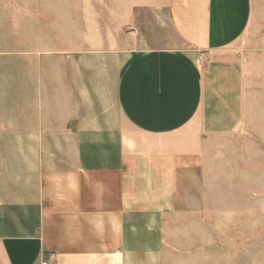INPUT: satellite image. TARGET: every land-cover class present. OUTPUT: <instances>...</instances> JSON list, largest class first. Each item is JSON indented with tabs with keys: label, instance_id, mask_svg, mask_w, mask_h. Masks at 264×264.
Wrapping results in <instances>:
<instances>
[{
	"label": "crops",
	"instance_id": "1",
	"mask_svg": "<svg viewBox=\"0 0 264 264\" xmlns=\"http://www.w3.org/2000/svg\"><path fill=\"white\" fill-rule=\"evenodd\" d=\"M39 1L31 89L0 78V264H141L212 138L261 115L264 8ZM24 2L0 0L4 36Z\"/></svg>",
	"mask_w": 264,
	"mask_h": 264
},
{
	"label": "rangeland",
	"instance_id": "2",
	"mask_svg": "<svg viewBox=\"0 0 264 264\" xmlns=\"http://www.w3.org/2000/svg\"><path fill=\"white\" fill-rule=\"evenodd\" d=\"M41 4L25 0L21 34L0 27V48L13 49L0 52V78L16 90L31 89L23 78L39 72ZM258 114L238 133L212 138L206 166L183 177L166 214L164 250L141 264H264V107Z\"/></svg>",
	"mask_w": 264,
	"mask_h": 264
},
{
	"label": "built area",
	"instance_id": "3",
	"mask_svg": "<svg viewBox=\"0 0 264 264\" xmlns=\"http://www.w3.org/2000/svg\"><path fill=\"white\" fill-rule=\"evenodd\" d=\"M41 264H54V261H52V260L49 259V258H46V259H44V260L42 261Z\"/></svg>",
	"mask_w": 264,
	"mask_h": 264
}]
</instances>
